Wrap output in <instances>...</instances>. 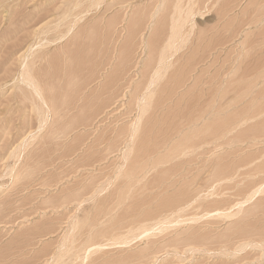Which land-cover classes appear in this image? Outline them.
I'll return each mask as SVG.
<instances>
[{
	"label": "rangeland",
	"instance_id": "rangeland-1",
	"mask_svg": "<svg viewBox=\"0 0 264 264\" xmlns=\"http://www.w3.org/2000/svg\"><path fill=\"white\" fill-rule=\"evenodd\" d=\"M0 264H264V0H0Z\"/></svg>",
	"mask_w": 264,
	"mask_h": 264
}]
</instances>
